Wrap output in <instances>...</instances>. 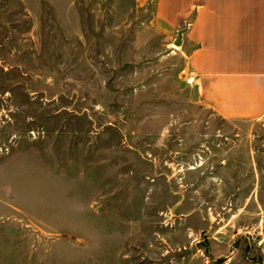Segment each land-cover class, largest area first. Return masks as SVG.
<instances>
[{"label": "rangeland", "instance_id": "obj_1", "mask_svg": "<svg viewBox=\"0 0 264 264\" xmlns=\"http://www.w3.org/2000/svg\"><path fill=\"white\" fill-rule=\"evenodd\" d=\"M179 43L135 0H0V264H264V117Z\"/></svg>", "mask_w": 264, "mask_h": 264}, {"label": "crops", "instance_id": "obj_2", "mask_svg": "<svg viewBox=\"0 0 264 264\" xmlns=\"http://www.w3.org/2000/svg\"><path fill=\"white\" fill-rule=\"evenodd\" d=\"M180 38L201 101L221 117H264V0H135Z\"/></svg>", "mask_w": 264, "mask_h": 264}]
</instances>
